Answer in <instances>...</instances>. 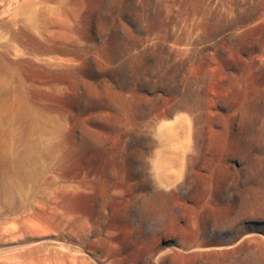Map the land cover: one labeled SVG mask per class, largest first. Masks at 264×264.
<instances>
[{
    "label": "rangeland",
    "instance_id": "1",
    "mask_svg": "<svg viewBox=\"0 0 264 264\" xmlns=\"http://www.w3.org/2000/svg\"><path fill=\"white\" fill-rule=\"evenodd\" d=\"M17 1L0 62L23 32L75 62L11 69L20 137L48 116L58 151L0 166V264H264V0H36V31ZM65 17L77 43L51 38Z\"/></svg>",
    "mask_w": 264,
    "mask_h": 264
},
{
    "label": "bare ground",
    "instance_id": "2",
    "mask_svg": "<svg viewBox=\"0 0 264 264\" xmlns=\"http://www.w3.org/2000/svg\"><path fill=\"white\" fill-rule=\"evenodd\" d=\"M35 4L36 0H18L12 10L13 22L21 23L23 28L32 31L41 30L43 22L36 11ZM53 21L60 24L61 29L57 34L52 35L51 38L61 40L64 43L78 42L77 30L73 27L69 17L63 19L54 18ZM23 37L19 38L12 34L9 42L3 43L5 48L20 50L19 53L22 55L26 54L27 57L22 58L21 55L16 54V56H19V60L15 62H0V107L7 117L5 122L7 130L5 134L3 132L0 135V166L5 168L12 167L15 173L23 172L25 176H33L38 167L44 165V159L46 160L47 157L53 158L58 151V145L53 141V135L57 132L58 125L48 116L39 113L29 115L27 117V126L30 133L27 134L26 138L20 137L22 99L18 97L15 85L21 82V78L19 74L15 75L12 73L11 69L15 68L16 71H21L23 74L30 76L26 73L29 67H35V69L40 67L34 64L35 60L50 68L54 66L52 62H56V66L68 67L75 61L66 60L59 64L53 56L49 58L50 55L62 52L58 50V47L42 44L29 33L23 32ZM18 42H22L20 43L22 49L17 45ZM36 73L46 76L48 72L44 69H36ZM44 135L48 137L44 139ZM20 142L24 147L21 151H18L17 144ZM21 158H23L24 163L22 166L20 165L21 167H17L16 164ZM101 182H99L98 187L103 189L104 183ZM90 188L93 189V185ZM68 198L67 201L71 202V197Z\"/></svg>",
    "mask_w": 264,
    "mask_h": 264
}]
</instances>
